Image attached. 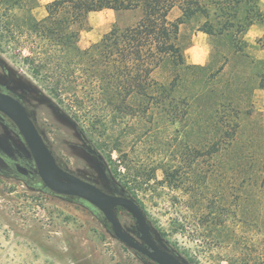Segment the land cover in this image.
Returning a JSON list of instances; mask_svg holds the SVG:
<instances>
[{
    "label": "rangeland",
    "instance_id": "1",
    "mask_svg": "<svg viewBox=\"0 0 264 264\" xmlns=\"http://www.w3.org/2000/svg\"><path fill=\"white\" fill-rule=\"evenodd\" d=\"M242 2L239 17L251 7L253 23L264 24L261 0ZM207 7L209 14L199 11L179 27L184 61L200 67L179 71L166 64L155 72L166 82L181 74L174 94L188 101H168V116L157 101H128L140 110L138 118L109 101H59L10 48L0 49V90L25 104L62 168L136 200L156 241L186 264H232L236 257L243 264L264 254V96L256 93L264 87V58L251 59L246 31L234 43L202 31L227 21ZM41 10L35 9L38 18ZM141 16V8L93 12L80 45ZM181 16L180 6L169 14ZM256 43L254 50L264 51V34ZM115 116L124 124L106 128L103 121ZM76 121L97 123L87 130L95 146ZM230 135V145L210 151V142ZM172 167L178 188L164 183ZM115 213L142 242L136 218L124 208ZM105 220L87 200L46 187L17 125L0 112V264H156L117 238Z\"/></svg>",
    "mask_w": 264,
    "mask_h": 264
},
{
    "label": "trees",
    "instance_id": "2",
    "mask_svg": "<svg viewBox=\"0 0 264 264\" xmlns=\"http://www.w3.org/2000/svg\"><path fill=\"white\" fill-rule=\"evenodd\" d=\"M202 2L51 0L45 5L46 15L38 18L35 9L39 6V0H0V49L15 50L32 74L42 80L50 94L59 101H109L115 111H124L134 118L139 117L140 110L128 101H157L168 116L171 114L166 105L168 101H188L187 97L174 94L181 80L179 71L200 67L184 61L179 28L183 19L199 11L209 14L207 4L210 3L215 8L216 17L226 16L227 21L215 25L209 23V27L205 25L201 30L213 36L225 35L231 43L238 39V32L247 31L254 22L251 7L246 9L244 18L239 17L242 0ZM175 6H180L183 16L171 20L169 14ZM138 8L142 9V16L136 23L126 27L115 25L100 40L88 47H81V32L89 24L90 13L105 9L120 11ZM166 64L177 68L178 75L172 81H159L155 78V72ZM147 108L145 112H148ZM216 113H219L218 109ZM114 118L113 121H103V125L111 130L124 124L123 117L120 121L118 117ZM75 124L87 144L95 146L87 130L96 129L97 123L85 126V123L76 121ZM219 124L225 126L223 121H219ZM238 126L237 121L232 123L234 133ZM233 139L231 135L216 138L209 143L210 151H219L223 146L230 145ZM176 172L173 167L165 169L164 183L169 187H180ZM105 222L112 230L111 223ZM230 262L242 264L237 257L230 259ZM243 264H264V254L256 255Z\"/></svg>",
    "mask_w": 264,
    "mask_h": 264
},
{
    "label": "water",
    "instance_id": "3",
    "mask_svg": "<svg viewBox=\"0 0 264 264\" xmlns=\"http://www.w3.org/2000/svg\"><path fill=\"white\" fill-rule=\"evenodd\" d=\"M0 112L7 115L17 125L46 187L60 195L85 199L98 207L106 220L111 223L112 231L117 238L155 263L186 264L178 255L156 241L145 214L136 200L126 195L103 191L96 184L62 168L27 107L18 97L0 90ZM116 206L127 209L136 218L142 242L124 229L115 213Z\"/></svg>",
    "mask_w": 264,
    "mask_h": 264
},
{
    "label": "crops",
    "instance_id": "4",
    "mask_svg": "<svg viewBox=\"0 0 264 264\" xmlns=\"http://www.w3.org/2000/svg\"><path fill=\"white\" fill-rule=\"evenodd\" d=\"M50 1L51 0H39V6H40V8H42V10H41L42 17H44L46 15V14H44L43 8L45 9V5ZM105 10H112V9H105ZM261 10H262V12H264V7H262ZM45 11H46V9H45ZM97 12H102V11H97ZM90 14H89V16H90ZM263 34H264V24L257 23V22L253 23L245 33L244 38L248 41L249 47L252 48L251 53L255 55L251 58L252 60H254V59L259 60V59L264 58V55H262V54H264V51L254 50L255 48H257L256 47L257 46L256 39H258V37L262 36ZM257 92L259 95L264 96V87L258 88L256 90V93ZM262 98L264 99V97H262ZM263 99H262V101H264Z\"/></svg>",
    "mask_w": 264,
    "mask_h": 264
},
{
    "label": "clouds",
    "instance_id": "5",
    "mask_svg": "<svg viewBox=\"0 0 264 264\" xmlns=\"http://www.w3.org/2000/svg\"><path fill=\"white\" fill-rule=\"evenodd\" d=\"M262 4H264V0H261ZM197 63H201V61H196Z\"/></svg>",
    "mask_w": 264,
    "mask_h": 264
},
{
    "label": "flooded vegetation",
    "instance_id": "6",
    "mask_svg": "<svg viewBox=\"0 0 264 264\" xmlns=\"http://www.w3.org/2000/svg\"><path fill=\"white\" fill-rule=\"evenodd\" d=\"M8 93V92H7ZM12 94V93H11ZM14 95V94H13ZM16 96V95H15Z\"/></svg>",
    "mask_w": 264,
    "mask_h": 264
}]
</instances>
